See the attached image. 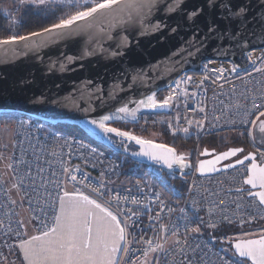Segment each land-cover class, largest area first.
I'll list each match as a JSON object with an SVG mask.
<instances>
[{
  "label": "snow or ice",
  "instance_id": "6c2138e0",
  "mask_svg": "<svg viewBox=\"0 0 264 264\" xmlns=\"http://www.w3.org/2000/svg\"><path fill=\"white\" fill-rule=\"evenodd\" d=\"M26 2L29 11L34 10L37 15L43 14L52 22L38 31H31L24 35L9 34L0 38V49L8 50V46H12L10 50L13 52H19L21 48L41 49L52 43L87 34L89 40L94 41L96 48L100 51H106L103 47L105 40L114 42L115 46L110 44L107 51L115 58L124 56L126 51L132 50V40L127 31L129 26H138L137 34L140 36L158 32L162 27L167 26L161 20L153 21L152 18L159 12L165 15L183 13L178 25L185 19L194 26L203 22L207 39L212 34H227L233 38L239 35L240 29L247 25V16L250 11L248 3L234 4L232 0H205L203 5L187 12L182 7L184 0H26ZM261 3L264 4V0H261ZM220 22H227L229 27L235 24L236 33H230L228 29L221 32ZM171 31L175 32L176 28H172ZM94 51L95 49H91L85 54L91 55ZM64 59L71 62L75 58L65 55ZM247 59L255 63L251 53L247 55ZM63 66L61 62V69ZM254 70L256 73H264V67H255ZM232 71H236L235 65ZM220 75L223 76V70H220ZM187 79L190 81L191 77ZM135 80L136 77H133L134 82ZM180 82L177 81V85ZM97 91L100 89L97 88ZM246 91L253 92L251 108H241L239 103L235 105V114L241 118V124L244 126V131L240 134L246 135L255 144L256 133H258L261 143H264V93L256 95V89ZM184 94L187 95V92ZM174 99L175 96L169 95L158 103L156 94L153 93L138 102H124L109 114L101 113L97 118L86 119L85 124L93 134L99 132L113 144L117 143L115 138H120L118 146L125 152L131 150L134 157L146 158L160 168L168 170L175 168L184 174V169L192 165L186 163L187 157L179 154L175 148L108 126V122L122 121L127 118L137 121V114L141 108H169ZM244 99L247 97L245 96ZM30 102L43 104L47 103L48 99L43 96H34ZM51 102L65 108L79 107L72 96ZM130 103L136 106L130 107ZM199 110L205 111L203 107ZM83 111L87 112L88 109L85 108ZM15 119L16 117L9 113L0 114V124L5 126L6 132L11 133V145L9 141L0 139V145H2L0 146V193L4 195V204L0 205V212L4 217L0 219V236L4 239L0 243L8 248L9 255L15 256V259L10 261L8 255L0 250V264H159L161 254L165 264H193L196 253L193 251L192 255H189L187 244H182L180 239L174 240L166 247L169 239L179 235L176 225L169 227L162 223L157 214L154 226L160 234L159 237L150 239H145L143 236L137 237L133 233L139 223L136 219L138 213L126 206L121 207L119 193H116L114 198L105 199L109 193L102 191L104 185L85 183L87 177L78 180L77 176L66 167L63 172L66 175V182H72L71 190L67 188L66 182L64 187H60L57 182L54 198L51 193H48L50 199L46 200L43 206L37 205L39 208V214H37L29 196V192L35 190L31 171L26 168L22 175L17 164L15 149L18 147L19 137L15 129L11 127V122ZM216 119L219 120V117ZM188 123L192 124V121ZM196 123L198 128L203 127L200 121ZM183 131L187 133L188 129L184 128ZM54 139L59 138L54 137ZM133 141L139 146L138 150L130 149L126 143ZM10 146L13 149L11 153H9ZM52 154H57L55 149ZM201 155L213 158L200 160L196 164L195 171L200 176L210 177L212 173L235 170L240 173L237 181L239 187L234 189L230 187L229 191L246 194L251 198L249 202L255 201L259 206H264V149H258V155L255 152H247L243 147H228L226 151L218 153H210L205 149ZM26 178L28 183L25 182ZM13 194L20 196L21 207L27 200L31 212L27 219H14L21 214L15 211L14 206L17 200L12 198ZM155 198L159 199V195L155 194ZM123 199L126 201L127 197ZM132 203L136 204L137 201L133 199ZM223 204L224 201L220 200L219 205ZM114 206L116 211H113ZM221 211L223 212L224 209L221 208ZM212 215L213 213L209 210L210 219ZM224 218L227 219V217ZM261 218L264 219V217ZM197 219L199 223L186 222L185 230L199 232V224L204 221L201 218ZM192 224L195 226H191ZM208 226L217 227L211 223ZM152 227L153 222L150 218V230ZM9 240L12 243H9ZM221 242L227 245L226 248L221 249V252L225 256L231 253L227 258L217 257L221 264H264V231L247 232L232 239L224 236ZM137 244L143 247L137 248ZM169 257H171L170 261Z\"/></svg>",
  "mask_w": 264,
  "mask_h": 264
},
{
  "label": "built area",
  "instance_id": "2783aa9c",
  "mask_svg": "<svg viewBox=\"0 0 264 264\" xmlns=\"http://www.w3.org/2000/svg\"><path fill=\"white\" fill-rule=\"evenodd\" d=\"M251 55L255 63L242 72H233V66L228 63L217 61L203 63L198 73L185 75L179 80L181 81L179 85L177 83L172 85L159 96L158 103L169 95L175 96L171 102L172 113L170 115H146L142 118L141 125L162 127L173 138L198 135L200 140H204L241 135L244 126L241 124V118L235 114V105L239 103L241 108H251L253 92L246 91L248 89H256V95L264 93V73H256L254 70L255 67H264V50L253 52ZM220 70H223V76L220 75ZM188 77H191L190 81ZM185 92L187 95L184 94ZM245 96L247 99H244ZM201 107L205 109L204 112L199 110ZM12 116L16 119L11 122V127L15 129L19 137L18 147L15 149L17 164L22 175L26 168L31 171L35 190L30 191L29 196L37 214H39L37 205L43 206L46 200L50 199L48 193H51L54 198L57 182L60 187L65 186L66 175L63 169L66 167L77 176L78 180L87 177L85 183L104 185L102 191L109 193L105 199L114 198L115 194L119 193L121 207L126 206L138 213L136 219L139 223L133 233L137 237L143 236L145 239L159 237L160 234L154 226L157 214L162 223L169 227L176 225L179 235L169 239L166 247L174 240L180 239L182 244H187L189 255H192L193 251L196 253L193 264H221L217 259L218 256L225 258L230 256L231 253L225 256L221 252L222 248L227 247L221 242L224 236L232 239L247 232L264 231V219L261 218L264 217V207L259 206L255 201L249 202L251 198L246 194H239L234 190L229 191L230 187L233 189L239 187L237 181L240 173L235 170L210 177H200L194 170V173L187 179L188 186L183 200L177 204L175 200L168 201L163 198L151 182L127 185L123 175L126 157H118L89 140L59 131L33 118L21 115ZM204 117L206 119H202ZM216 117H219V120ZM188 121H192V124ZM197 121L203 124L202 128L197 127ZM184 128L188 129L187 133L183 131ZM5 132V126L0 124V139ZM54 137L59 139H54ZM249 144L251 151L257 155L258 149H264L257 143L253 144L251 139ZM53 149L56 155L52 154ZM199 159L200 156L194 163L195 166ZM25 182L28 183L27 178ZM66 186L71 190L72 182L67 181ZM155 194L159 195V199L155 198ZM125 197H127L126 201L123 199ZM12 198L16 199L14 195ZM133 199L137 201L136 204L132 203ZM16 200L15 211L21 214V210H25L30 216L27 200L22 207L20 196ZM220 200L224 201L223 205H219ZM3 204L4 195L0 193V205ZM221 208L224 209L223 212ZM209 210L213 213L211 219ZM113 211H116L115 206ZM3 218V213L0 212V219ZM17 218H22V215L14 217V219ZM150 218L153 222L151 230L149 228ZM197 218L204 221L199 224L200 231H186L184 224L192 221L199 223ZM210 223L217 227H209ZM191 226L194 227L195 224ZM227 227L238 228L239 232L216 236L217 232ZM3 239L4 237L0 236V241ZM9 243L12 241L9 240ZM136 247L141 248L143 245L137 244ZM0 250L8 255L10 261L15 259L14 255L8 254V248L2 243H0ZM170 260L171 257H169ZM159 264H165L163 254H161Z\"/></svg>",
  "mask_w": 264,
  "mask_h": 264
},
{
  "label": "water",
  "instance_id": "95a60500",
  "mask_svg": "<svg viewBox=\"0 0 264 264\" xmlns=\"http://www.w3.org/2000/svg\"><path fill=\"white\" fill-rule=\"evenodd\" d=\"M204 2L205 0H184L182 7L187 12L203 5ZM232 2L234 4L246 2L250 7L247 25L241 28L240 34L234 38L227 34H212L206 39L203 22L194 26L185 19L178 25L183 13L165 15L159 12L152 18L153 21L161 20L167 26L144 36L137 34L138 26H129L127 31L132 40V50L126 51V54L120 57L114 58L107 51L110 44L115 46L114 42L105 40L103 47L106 51H100L96 48V43L89 40L87 34L52 43L41 49L21 48L19 52L11 51L12 46H8V50L0 49V114L21 115L50 126H76L93 142L116 155L126 157L139 165L156 167L167 176H175L187 181L195 170L193 162L195 148L192 153H188V149L175 148L164 142L151 140L175 148L179 154L187 157L186 163L192 167L185 168L184 174H181L175 168L173 170L160 168L146 158L134 157L131 150L125 152L118 146L120 138H115L117 143L113 144L99 132L93 134L85 124V120L97 118L101 113L109 114L124 102H138L153 93L158 100L162 93L185 75L198 73L205 62L217 61L235 65L238 72L250 67L252 63L248 61L247 55L264 50V4L261 0H232ZM172 28H176V31H171ZM220 29L221 32L228 29L230 33H236L237 30L235 24L229 27L227 22H220ZM91 49H95L94 53L86 55L85 53ZM65 55L73 56L75 59L69 62L64 59ZM61 62L64 65L63 69L60 67ZM133 77H136L135 82ZM97 88L100 91H97ZM34 96L46 97L48 102L33 104L30 100ZM67 96L74 97L79 107L65 108L51 102ZM129 106L136 105L130 103ZM85 108L88 109L87 112L83 111ZM171 113V107L141 108L137 114V121L127 118L108 122V126L116 128H118L116 125L137 126L146 115ZM129 132L149 140L144 135L131 130ZM126 143L130 149H139L134 141ZM256 143L264 147L258 133H256ZM212 158V156L200 155L199 161ZM196 173L200 176L197 171ZM220 173H212L210 176Z\"/></svg>",
  "mask_w": 264,
  "mask_h": 264
},
{
  "label": "trees",
  "instance_id": "16d2710c",
  "mask_svg": "<svg viewBox=\"0 0 264 264\" xmlns=\"http://www.w3.org/2000/svg\"><path fill=\"white\" fill-rule=\"evenodd\" d=\"M51 22L52 21L48 19L45 15L43 14L37 15L34 10L29 11L28 9L25 13H23L21 21L17 25L10 23L8 19L0 17V38H4L9 34L19 33L21 35H24V34H28L31 31H38L40 30L41 27L47 26ZM125 126L128 128H133L134 132H136L137 134L144 135V136L149 133V130L159 131L162 133L163 142L175 148H182V149H189L190 147L193 149L195 148L196 141L193 140L192 138H189V137L173 138L162 127H150V126H143L141 124L137 126H129V125H125ZM51 127L59 131H62V132H65L71 135H75V136H78V137H81V138H84L86 140L93 142L80 128L76 126L67 125V126H58V127L51 126ZM231 137L234 138L235 136L230 135V136L209 138V139L204 140L202 145H204L203 148L205 149L208 148L210 149V151H217V152L225 151L227 150L228 147H244L247 152H252L251 149L248 148L249 146L247 144V141H244V138L241 137V140L232 142L230 141ZM102 148L105 149L107 152L114 154L108 149L104 147ZM116 156L120 157L119 155H116ZM137 165L141 167V169L137 171V173L139 175H142L143 170L146 169V166L139 165V164ZM126 173H128L127 167L125 168V175ZM163 174L170 180L168 186H169V189L174 192V200L177 202V204L181 203L185 195L186 189H187V181L179 179L175 176H171V177L167 176L165 173ZM221 231H223L224 234L232 235V234H235L236 232H239V229L234 228V227H227ZM219 232L216 233V236L222 235V233L220 234Z\"/></svg>",
  "mask_w": 264,
  "mask_h": 264
},
{
  "label": "rangeland",
  "instance_id": "374dc122",
  "mask_svg": "<svg viewBox=\"0 0 264 264\" xmlns=\"http://www.w3.org/2000/svg\"><path fill=\"white\" fill-rule=\"evenodd\" d=\"M28 7L29 6L26 0H0V17L8 19L10 23L17 25L21 21L23 13L27 11ZM128 130L134 131L133 128H129ZM10 136H11L10 132H5V135H3L2 139L5 141H9L11 145ZM145 136L149 140L160 142V143L163 142L162 133L159 131L149 130V133ZM241 137L244 138V141H247V144L249 146L248 148L251 149V146L249 144L250 139H248L246 135H238V136H235L234 138L231 137L230 141L234 142V141L241 140ZM189 138H192L193 140L196 141L194 158H193V162L195 163L196 160H198V157L201 155V153L205 149L203 148L204 145L202 144H203V141L206 139L200 140L198 135H193ZM11 150L12 148L10 146L9 153L11 152ZM192 150L193 148L190 147L187 150V152L192 153ZM125 166L127 167L128 173H126L125 175L126 167H124L123 175L126 179L125 182L127 183V185H129L130 183H137V182H143V183H145L146 181L151 182L153 185L156 186L160 195L163 198H165L168 201L174 200V192L171 191L168 186L170 180L166 176H164L162 171H160L156 167H146V169L143 170L142 175H139L137 171H139L141 167L133 163L129 159H126ZM13 195L16 199H19V195H16V194H13ZM21 215H22V218L24 219H27L29 217L25 210H21ZM219 233L224 234L223 231H220ZM240 236L241 235H239V237Z\"/></svg>",
  "mask_w": 264,
  "mask_h": 264
},
{
  "label": "flooded vegetation",
  "instance_id": "af4514ba",
  "mask_svg": "<svg viewBox=\"0 0 264 264\" xmlns=\"http://www.w3.org/2000/svg\"><path fill=\"white\" fill-rule=\"evenodd\" d=\"M118 128L123 129V130H128L129 128L124 126V125H116Z\"/></svg>",
  "mask_w": 264,
  "mask_h": 264
}]
</instances>
